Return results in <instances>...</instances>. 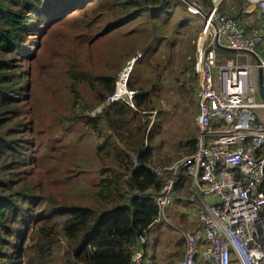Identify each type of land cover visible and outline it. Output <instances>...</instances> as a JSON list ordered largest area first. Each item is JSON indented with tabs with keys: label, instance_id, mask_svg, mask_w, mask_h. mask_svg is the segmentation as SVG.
<instances>
[{
	"label": "trees",
	"instance_id": "trees-1",
	"mask_svg": "<svg viewBox=\"0 0 264 264\" xmlns=\"http://www.w3.org/2000/svg\"><path fill=\"white\" fill-rule=\"evenodd\" d=\"M178 1L183 13L185 5ZM245 3L234 0L232 14L240 13ZM85 10L91 13L84 16ZM145 13L149 19L138 30L136 20ZM166 14L172 15L169 0H0V167L10 170L0 177V264H130L132 247L138 238L148 236L157 216L156 204L147 193L157 192L162 181L146 167L154 159L152 147L145 145L150 140V120L142 111L154 109L149 101L158 94L149 90L152 85L146 89L130 79L129 87L142 90L135 98L139 109L111 103L95 115L89 113L111 93L116 71L136 48L149 55L147 68L160 75L161 60L156 57L172 24ZM69 15L82 17L84 29L95 34L90 44L96 39L104 43L115 35L112 47L117 49L104 52L102 66L91 81L94 103L81 100L78 94L71 103L73 121L102 138L96 145L94 166L100 176L93 179L96 183L90 193L80 195L81 202L74 204L66 203L43 182L20 181V174L11 168L20 165L35 141L26 138L32 127L22 103L29 76L21 62L34 56L25 50L27 39L33 35L40 39L47 34V26ZM175 22L172 27L179 32L184 23L180 18ZM129 23L134 25L130 30ZM117 35L124 38L120 47L115 46ZM88 77L73 73L70 89L75 91L76 82ZM184 145V152L191 153L196 139ZM157 162L167 165L170 159ZM73 168L79 167L73 164ZM72 172L70 178L86 171Z\"/></svg>",
	"mask_w": 264,
	"mask_h": 264
},
{
	"label": "built area",
	"instance_id": "built-area-1",
	"mask_svg": "<svg viewBox=\"0 0 264 264\" xmlns=\"http://www.w3.org/2000/svg\"><path fill=\"white\" fill-rule=\"evenodd\" d=\"M182 1L188 15L203 18L193 62L196 148L167 165L146 164L162 181L157 192L147 193L157 207L152 225L166 220L175 185L185 175L192 180L189 224L198 227L182 232L185 250L176 264H264V0H246L259 17L248 30L240 13L220 10L222 0H211L209 7ZM221 50L235 56L225 59ZM142 57L135 50L124 60L112 92L90 115L117 102L137 110L142 90L129 87V81ZM142 112L150 127L157 109ZM146 243V237L138 238L130 264H148Z\"/></svg>",
	"mask_w": 264,
	"mask_h": 264
},
{
	"label": "rangeland",
	"instance_id": "rangeland-1",
	"mask_svg": "<svg viewBox=\"0 0 264 264\" xmlns=\"http://www.w3.org/2000/svg\"><path fill=\"white\" fill-rule=\"evenodd\" d=\"M169 1L172 15L166 14V16L171 19L172 24L168 35L162 39L163 42L160 44L166 52L161 55L163 50L160 49L156 57L161 60L160 75H155L147 68L149 55L143 54L131 78L136 85H142L146 89L152 85L149 90H154L158 94V97L149 101L158 112L151 126L148 125L147 128L150 130V140L145 141V145L152 147L154 165H163L157 160L163 161L169 158V163H171L180 155H185L184 143L195 138L197 132L195 125V118L198 114L197 78L194 70L189 68L192 67L203 18L201 15L185 14V10L182 13L178 0ZM199 1L206 7L211 4V0ZM233 3L234 0H222L223 11L233 12ZM243 7L245 9L240 12V21L243 23L244 14L250 13L247 19L251 23V19L256 17L257 10L251 5L247 6L246 3ZM89 13L91 11L85 10L83 15L86 16ZM148 15L145 13L136 20L138 30L148 21ZM178 18L184 23L179 32L174 31L172 27L177 23L175 21ZM256 18L253 24L259 21L258 13ZM81 21L82 17L74 18L69 15L47 26L45 31L47 34L40 39L36 35L27 39L25 50L33 52L34 56L27 57L26 61L21 62L22 70L29 76L27 91L22 98V103L26 106L27 120L30 121L32 127V132L26 138L35 139V141H33L34 147L20 165L11 167L13 171L20 174V181L43 182L66 203L71 204L80 200V195L87 196L96 183L93 179H98L100 176V172L94 169V166L96 165V145L102 141V138H99L95 132L73 121L71 103L76 94L81 100L94 103L95 92L91 81L94 80L95 74L102 66L104 52L110 49L112 52L117 50L112 47L115 35L104 43L96 39L90 44L95 34L87 32ZM103 24L104 20H101L97 29L100 30ZM128 25V30L134 27L130 23ZM38 27L42 26L34 28L38 29ZM123 42L124 38L117 35L115 46L120 47ZM133 44L144 48L140 43ZM136 50L143 51L140 48ZM226 52L223 53V58L234 57L233 52ZM73 73L89 75L88 78L76 82V87L73 88L75 91L69 87ZM147 80H150V83ZM137 114L141 116L140 113ZM134 155H131L132 161L135 158ZM73 164L83 168L86 172L78 177L70 178L73 169L75 171L79 169L73 168ZM9 171V169L0 167V177H6ZM191 189L192 180L183 175L176 185L174 202L166 210V220L161 218L154 225V227L165 229L164 233H160L161 237L160 234L154 233L158 239L161 238L160 242L167 247L169 253L172 251L171 247L178 251L176 262L182 258L185 250L182 232L198 227L197 223L188 227L190 221L188 213L192 207L193 195ZM153 237L150 235V239ZM162 255L165 254L160 253V256ZM168 258L172 256L169 255Z\"/></svg>",
	"mask_w": 264,
	"mask_h": 264
},
{
	"label": "crops",
	"instance_id": "crops-1",
	"mask_svg": "<svg viewBox=\"0 0 264 264\" xmlns=\"http://www.w3.org/2000/svg\"><path fill=\"white\" fill-rule=\"evenodd\" d=\"M224 10V9H223ZM250 14V13H249ZM249 14H244V22L242 23L247 30L252 28L255 24H253V22L257 19V13L255 12V16L251 19V23L248 21L247 17H249ZM259 18V17H258ZM226 51L221 50L219 51L220 56L223 55V53H225ZM228 53V52H226ZM235 56V53H234ZM182 212H186V211H182ZM189 221V220H188ZM191 221L188 222V227L192 226L189 225ZM158 222H156L155 224H157ZM153 224L150 227V231L148 233V236L146 237L147 239V244H146V252H145V256L148 258V264H176V253L178 251L173 250L172 247L170 248L172 251L171 253H169L170 251L167 249V247L160 242V239H158V236L155 235V233L160 234V233H164L163 228H159L158 226H155ZM159 228V229H158ZM151 230H153V232H151ZM155 232V233H154ZM150 235H153L154 237L152 239H150ZM161 237V234L159 235ZM157 237V239H156ZM160 253L165 254L160 256ZM167 253H169L168 255H166ZM170 256H172V258H168Z\"/></svg>",
	"mask_w": 264,
	"mask_h": 264
},
{
	"label": "water",
	"instance_id": "water-1",
	"mask_svg": "<svg viewBox=\"0 0 264 264\" xmlns=\"http://www.w3.org/2000/svg\"><path fill=\"white\" fill-rule=\"evenodd\" d=\"M259 93L261 96H263V86H262V83H261V79L259 81Z\"/></svg>",
	"mask_w": 264,
	"mask_h": 264
},
{
	"label": "clouds",
	"instance_id": "clouds-1",
	"mask_svg": "<svg viewBox=\"0 0 264 264\" xmlns=\"http://www.w3.org/2000/svg\"><path fill=\"white\" fill-rule=\"evenodd\" d=\"M112 92V91H111ZM117 103H120V102H117Z\"/></svg>",
	"mask_w": 264,
	"mask_h": 264
}]
</instances>
